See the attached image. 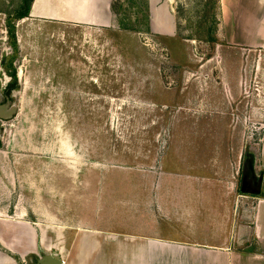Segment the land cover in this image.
Segmentation results:
<instances>
[{
  "label": "rangeland",
  "instance_id": "374dc122",
  "mask_svg": "<svg viewBox=\"0 0 264 264\" xmlns=\"http://www.w3.org/2000/svg\"><path fill=\"white\" fill-rule=\"evenodd\" d=\"M23 4L0 0V94L14 80L12 65L19 83L9 94L18 113L0 117L1 147L19 161L0 152V183L43 187L50 177L64 191V176L81 175L91 161L148 167L196 133V147H226L210 169L232 188L234 217L245 216L254 197L240 179L262 133L255 109L264 55L210 40L218 0H112L113 23L98 26L20 18ZM19 193L12 184L1 202L12 211Z\"/></svg>",
  "mask_w": 264,
  "mask_h": 264
},
{
  "label": "crops",
  "instance_id": "0c3cea01",
  "mask_svg": "<svg viewBox=\"0 0 264 264\" xmlns=\"http://www.w3.org/2000/svg\"><path fill=\"white\" fill-rule=\"evenodd\" d=\"M218 2L216 39L262 58L264 0ZM21 18L98 26L112 24L114 13L112 0H32ZM256 103L262 133L247 153L255 187L243 190L254 197L244 220L234 217L227 179L210 169L226 147H196L193 133L184 140L188 146L167 147L148 167L91 161L81 175L64 176V191L50 177L43 187L1 182L0 264H35L45 254L62 264H264V107L258 105L264 97L256 96ZM1 145L7 160L19 161ZM12 184L21 195L11 211L1 201L12 195ZM26 186L32 189L28 205L21 203Z\"/></svg>",
  "mask_w": 264,
  "mask_h": 264
},
{
  "label": "water",
  "instance_id": "95a60500",
  "mask_svg": "<svg viewBox=\"0 0 264 264\" xmlns=\"http://www.w3.org/2000/svg\"><path fill=\"white\" fill-rule=\"evenodd\" d=\"M3 95L0 94V117L10 119L14 117L19 110V106L7 96L6 101H2ZM35 264H62V261L56 256L45 254L39 257Z\"/></svg>",
  "mask_w": 264,
  "mask_h": 264
},
{
  "label": "trees",
  "instance_id": "16d2710c",
  "mask_svg": "<svg viewBox=\"0 0 264 264\" xmlns=\"http://www.w3.org/2000/svg\"><path fill=\"white\" fill-rule=\"evenodd\" d=\"M31 3H32V0H24V4L23 6H20L17 10L18 12V17H23V16H26L29 14V10H30V6H31ZM215 27V26H214ZM213 27V28H214ZM212 28V30H214ZM213 32V31H212ZM14 37H15V40H16V34L14 33ZM210 40L212 41H215L216 40V37L214 36V34H212V36L210 37ZM9 73L10 75L14 78L13 81L9 82L6 86V92L8 94L11 93L12 89L16 88L18 86V75H17V68L12 65L11 68L9 69ZM0 144H1V139H0ZM248 169V168H247ZM248 173H249V170H248ZM248 173L246 172V174L248 175ZM246 179L244 178V181L245 182ZM241 189L242 190H245V187H244V183L243 185L241 186ZM248 190V189H247ZM253 191V189L251 190Z\"/></svg>",
  "mask_w": 264,
  "mask_h": 264
},
{
  "label": "flooded vegetation",
  "instance_id": "af4514ba",
  "mask_svg": "<svg viewBox=\"0 0 264 264\" xmlns=\"http://www.w3.org/2000/svg\"><path fill=\"white\" fill-rule=\"evenodd\" d=\"M8 95L9 94L6 92V94L3 95L2 101H6ZM244 178L246 179L245 182H243L244 181ZM243 183H244L245 189H249L250 190V188L254 186V180L253 181L251 180L249 173H248V175L246 173L245 174L244 173L242 174V176H241V186L243 185Z\"/></svg>",
  "mask_w": 264,
  "mask_h": 264
}]
</instances>
